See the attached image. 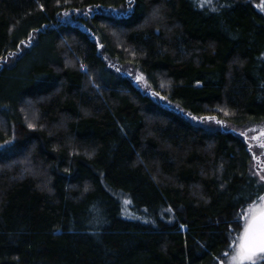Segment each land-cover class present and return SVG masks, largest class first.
<instances>
[{"label": "trees", "instance_id": "obj_1", "mask_svg": "<svg viewBox=\"0 0 264 264\" xmlns=\"http://www.w3.org/2000/svg\"><path fill=\"white\" fill-rule=\"evenodd\" d=\"M222 1L0 0V264H226L260 200L264 13Z\"/></svg>", "mask_w": 264, "mask_h": 264}, {"label": "snow or ice", "instance_id": "obj_2", "mask_svg": "<svg viewBox=\"0 0 264 264\" xmlns=\"http://www.w3.org/2000/svg\"><path fill=\"white\" fill-rule=\"evenodd\" d=\"M135 0H127V3L129 5V8L126 11H117L115 9L112 10L113 17H127L132 12V5L134 4ZM99 7V6H97ZM41 9H43V6L41 5ZM92 9H89V12H91ZM70 15L69 12H64L63 16L68 17ZM111 23L113 25H120L121 20L113 18L111 20ZM46 27V26H45ZM26 47H30L29 45H26ZM101 47H103L101 45ZM81 68L83 69L84 73L87 75L89 73V70L83 65L81 62ZM116 71H119V69H116ZM135 82L137 85L140 84L141 81H145V77L143 74H140L136 76ZM145 95H150L151 97H157L159 96V93L157 92H151V93H145ZM161 100H164L163 96L159 97ZM192 120H196L197 118L195 116H191ZM206 119H213L211 117H208ZM203 121H201L202 123ZM215 123L220 124L222 127L224 126L222 121L216 120ZM29 128H33L34 126L32 124L28 125ZM233 132H235V129H232ZM241 136H244V138L247 140V134L246 133H240ZM260 136H264V131L260 132ZM3 145H0V148H3ZM259 147L261 149H264V144H260ZM7 151V149H5ZM254 158V157H253ZM27 171V170H26ZM260 182H262L258 188L254 196L258 197L260 200H264V195H259L260 192L264 191V175L259 176ZM87 191V189H85ZM251 197L247 200L246 203H251ZM125 204H131V201L125 200ZM244 201H238L237 206L239 207L241 204H244ZM170 211V210H169ZM244 220L246 221V225L244 227V232L242 237L240 238L239 243V250L235 256L232 257V260L234 264H264V209H260L258 214L254 215H245ZM237 224V227H239V217H237L234 221ZM144 223H149V221H144ZM181 227H185L184 225H181ZM225 256L228 255L227 252L224 253Z\"/></svg>", "mask_w": 264, "mask_h": 264}, {"label": "rangeland", "instance_id": "obj_3", "mask_svg": "<svg viewBox=\"0 0 264 264\" xmlns=\"http://www.w3.org/2000/svg\"><path fill=\"white\" fill-rule=\"evenodd\" d=\"M201 7H207L211 10L219 8L218 6H221L223 3L222 0H195ZM258 9L264 13V0H259L256 2ZM224 5V4H223ZM136 74V72H134ZM138 75L143 74V76L146 78V75L144 73L138 72ZM150 82L148 79H145V81L140 82V86L143 90H147L148 87H150ZM264 131V124L259 125H249L246 128L247 136L251 142V149L254 154L255 160H257V168L260 174L264 175V149H261L259 147L260 144H264V136H260V132ZM9 167V166H8ZM6 167V168H8ZM260 209H264V200H259L255 203H253L244 213L245 215H254L258 214ZM123 211L126 217H131L133 219H136L134 216L131 215V210L129 208V205L125 204L123 202ZM246 225V221H245ZM244 225V227H245ZM244 232V229L242 233L234 240L230 252L228 254V259L225 262L226 264H234L232 257L235 256L239 250V243L240 238L242 237Z\"/></svg>", "mask_w": 264, "mask_h": 264}]
</instances>
